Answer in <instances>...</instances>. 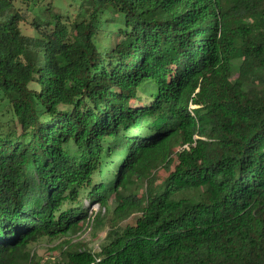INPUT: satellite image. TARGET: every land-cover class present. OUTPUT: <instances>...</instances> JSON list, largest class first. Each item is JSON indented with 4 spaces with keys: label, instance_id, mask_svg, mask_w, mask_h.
I'll use <instances>...</instances> for the list:
<instances>
[{
    "label": "trees",
    "instance_id": "obj_1",
    "mask_svg": "<svg viewBox=\"0 0 264 264\" xmlns=\"http://www.w3.org/2000/svg\"><path fill=\"white\" fill-rule=\"evenodd\" d=\"M59 1L0 0V264L113 194L54 264H264V0Z\"/></svg>",
    "mask_w": 264,
    "mask_h": 264
},
{
    "label": "rangeland",
    "instance_id": "obj_2",
    "mask_svg": "<svg viewBox=\"0 0 264 264\" xmlns=\"http://www.w3.org/2000/svg\"><path fill=\"white\" fill-rule=\"evenodd\" d=\"M59 4L71 10L70 0H60ZM29 21L33 18L32 13H28ZM29 21L23 24V30L27 34H35L36 31L29 24ZM115 25H111V28H115ZM237 75H235L236 77ZM196 105L191 104L190 109L196 108ZM197 138V136H196ZM116 160L110 167L107 169V179L110 181L113 176V171L115 169ZM169 174L168 170L164 168L159 169L155 172L153 179V187L154 189H158L161 183L164 182L165 178ZM133 189L139 191L141 195L145 191V186L140 184L138 186L133 187ZM89 204V202H85ZM107 207H103L101 203H93L90 206V217L84 224V227L79 231H72L62 236L61 238L51 239L49 237H41L35 241H31L27 244L26 250L29 251L32 255H34L35 260H37L38 264H54L55 262L63 261V248L67 242L71 241L72 243L81 244L84 247L91 249L93 252L100 251L101 245L105 243L106 236L108 231L112 228V226L126 227L127 225L135 224L138 213H134L125 219H121L113 213V210L118 204V198L113 194L108 201ZM97 213H101L102 217V226L100 228H95L93 226L94 218ZM63 245V246H62Z\"/></svg>",
    "mask_w": 264,
    "mask_h": 264
}]
</instances>
